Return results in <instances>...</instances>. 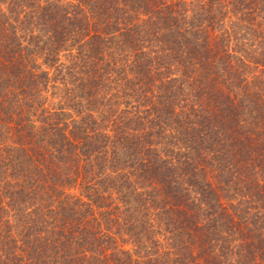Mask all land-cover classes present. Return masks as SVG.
Returning a JSON list of instances; mask_svg holds the SVG:
<instances>
[{
	"label": "trees",
	"instance_id": "1",
	"mask_svg": "<svg viewBox=\"0 0 264 264\" xmlns=\"http://www.w3.org/2000/svg\"><path fill=\"white\" fill-rule=\"evenodd\" d=\"M0 264H264V0H0Z\"/></svg>",
	"mask_w": 264,
	"mask_h": 264
}]
</instances>
